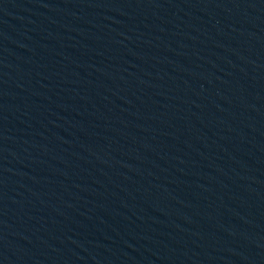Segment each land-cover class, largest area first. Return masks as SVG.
<instances>
[{
  "label": "water",
  "instance_id": "1",
  "mask_svg": "<svg viewBox=\"0 0 264 264\" xmlns=\"http://www.w3.org/2000/svg\"><path fill=\"white\" fill-rule=\"evenodd\" d=\"M0 264H264V0H0Z\"/></svg>",
  "mask_w": 264,
  "mask_h": 264
}]
</instances>
